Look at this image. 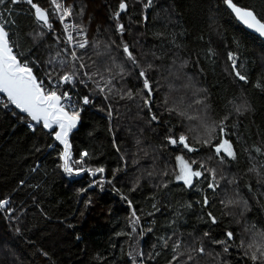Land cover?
Segmentation results:
<instances>
[{
    "label": "trees",
    "instance_id": "1",
    "mask_svg": "<svg viewBox=\"0 0 264 264\" xmlns=\"http://www.w3.org/2000/svg\"><path fill=\"white\" fill-rule=\"evenodd\" d=\"M63 1L84 68L56 33L50 0L34 3L48 12L51 31L23 0L0 5L12 8L14 50L38 79L75 73L58 95L80 103L71 168L83 173L63 170L53 133L0 106V199L10 201L13 218L0 212V264H253L252 252L264 243V42L223 0H152L149 7L126 0L118 20L120 0ZM234 2L264 17V0ZM85 39L86 48L76 46ZM141 70L153 89L148 104ZM241 105L243 114L235 112ZM180 135L196 150L169 143ZM224 140L235 158L216 154ZM178 156L202 173L191 186L176 179ZM98 168L104 171L93 175ZM229 200L235 203L226 206ZM222 240L227 251L215 243Z\"/></svg>",
    "mask_w": 264,
    "mask_h": 264
},
{
    "label": "snow or ice",
    "instance_id": "2",
    "mask_svg": "<svg viewBox=\"0 0 264 264\" xmlns=\"http://www.w3.org/2000/svg\"><path fill=\"white\" fill-rule=\"evenodd\" d=\"M21 2V0H0V5H6L8 3L16 4ZM34 9L35 19L41 23L42 26H46L50 31L52 30V25L49 23V14L48 12L41 8L37 3H34V0H23ZM224 4L228 9L231 10L233 14H235L236 18L242 22L248 29L253 30L260 37H264V17L258 16L252 9L245 8L239 6L234 0H223ZM51 3L54 5L56 11L58 13H62L60 15L61 22L64 21L65 17L71 14V9L69 7H64L62 0H51ZM152 0H147L145 7L151 6ZM128 8V4L126 0H120L118 5V10L114 12V18L117 20L120 18L122 12H125ZM9 21L0 15V94H3L7 98V101L14 105L16 109H19L22 113H26L27 116L31 118L32 121L36 122V124H41L45 129H53L58 128V131L53 133L55 139L64 145V152L62 154V159L64 160L63 170L69 174L73 172V169L70 167V145L68 142V135L70 131L76 126L77 120L79 118V112L73 111L69 113L66 110L65 104L62 103V100L68 101L71 100V97L67 92L63 93V96L58 95L57 91L51 88L45 87V81L43 79H38L36 75L33 73V69L29 66L27 62H22L19 58L22 54H17L14 51L15 42L10 38V32L7 27ZM68 26L65 25V30L67 31ZM118 30L123 33L124 25L119 24ZM38 36H42V33L37 34ZM36 37H34L35 39ZM73 37L71 34L68 36V43H72ZM88 40L85 39L83 42L78 43L76 46L84 49L88 46ZM123 52L127 55V59L132 62L133 65L137 67L138 62L133 55V53L129 50V46L127 44H123ZM72 60H80L82 57H78L75 51L70 53ZM229 59L232 60L233 69L236 67V61L233 58V54L229 53ZM85 65L83 63L80 64V68H84ZM149 68L151 65L148 66ZM236 76L241 81H246L247 77L242 75L239 71H236ZM51 74L49 73V76ZM74 74L71 75H63L61 76V81L64 83H71L74 79ZM85 75H89L85 73ZM95 75L92 73L89 75V79L91 76ZM140 77H144V88L147 90L148 98L145 99V104H148L153 92V89L150 85L149 79L146 76V70H141L139 72ZM52 81L49 80V84ZM259 86V85H257ZM103 91V88L100 89ZM131 95V93H129ZM199 102V101H198ZM9 103H4L3 106L7 108ZM83 103L88 104L90 100L87 96L83 97ZM242 109L246 110V105L237 106L235 108V112L239 114L242 113ZM174 109H170L172 111ZM183 115V113H180ZM189 119H193V117H188ZM227 117H225L226 119ZM153 120L156 119V116L153 115ZM29 127H33V125H29ZM223 127H221V131H223ZM169 143L172 145L180 144L183 145L184 148H187L189 152L194 151L196 149L192 148L188 142L187 138L184 135H180L178 140L175 138H169ZM207 143V141H206ZM221 150H224L226 156L235 158V152L233 150V146L231 142L228 140H224L223 143L219 144L215 147V152L217 155L220 154ZM257 152L261 150L259 148L255 149ZM264 154V153H262ZM83 155H87L84 153ZM223 159V158H222ZM177 161L179 162V175L176 177L177 180H182L185 185L191 186L193 177H200L202 173L200 171H193L191 165L184 160L182 156L177 157ZM76 163H83V160L76 161ZM195 163V161H193ZM203 167V165H201ZM255 171V168L250 169ZM82 170H76L77 174ZM104 171L103 168H98L94 172L95 175L97 172L102 173ZM215 180V176H213V181ZM111 183V181H109ZM210 188L215 190L218 187V184L210 183L208 185ZM127 199V197H123ZM10 201L8 199H0V211H11L8 209ZM205 203H207V199H205ZM235 203L232 200H229L226 206ZM247 202L245 201V204ZM129 206H131V201H129ZM135 216V211L132 213ZM138 222L134 221V223ZM213 222H215V218H213ZM135 230V229H133ZM207 235V234H205ZM261 238L264 239V232L261 234ZM233 239V233H227V240ZM227 240L215 241V243L225 244L226 247L224 251L228 250ZM253 245H249V248H252ZM179 248V244H175L173 246V251ZM201 254L204 253V248L201 247L198 250ZM179 255L174 256L173 260H178ZM189 260L193 259L192 256L188 257ZM251 259L253 264H264V243L260 246L256 247L252 252ZM133 264H136L135 258H133ZM187 264V262H185Z\"/></svg>",
    "mask_w": 264,
    "mask_h": 264
},
{
    "label": "rangeland",
    "instance_id": "3",
    "mask_svg": "<svg viewBox=\"0 0 264 264\" xmlns=\"http://www.w3.org/2000/svg\"><path fill=\"white\" fill-rule=\"evenodd\" d=\"M50 2H51V0H50ZM51 5H52V8H53V11L55 12L56 19H57L58 26H59V29L56 31V33L59 35V37L61 38V40L63 41V43L67 46V48L69 49L70 53L73 52V51L76 52V49H75V41H74L75 40L76 22H75V19H74L73 15L70 14V15L66 16L65 19H64V21L61 22L60 15L62 13H58L56 11L54 5L52 3H51ZM63 5L65 7V2L64 1H63ZM0 15H2L5 18V13H3V11L1 10V7H0ZM65 25L68 26L67 31L65 30ZM69 34H71V36L73 37V39H72V46H70V45L67 44V35L69 36ZM75 61H78L81 64V59L80 60H75ZM46 78L48 80H51L53 84H56V86H57V94L65 86H67V85H73V82H74V80H73L69 84L61 85L62 84L61 79L60 80H54L53 78H49V77H46ZM69 101L70 100H68L66 102L69 103ZM71 101L74 102V103H77L78 105H80V103L78 101H75L72 98H71ZM221 153L225 154L224 150H221ZM238 207L242 211V207H240V206H238Z\"/></svg>",
    "mask_w": 264,
    "mask_h": 264
},
{
    "label": "built area",
    "instance_id": "4",
    "mask_svg": "<svg viewBox=\"0 0 264 264\" xmlns=\"http://www.w3.org/2000/svg\"><path fill=\"white\" fill-rule=\"evenodd\" d=\"M1 10H2V9H1ZM2 11H3V10H2ZM3 13H5V18H6V19L10 18V14L12 13V8L9 9V10L3 11ZM6 15H7V17H6ZM8 21H9V20H8ZM8 25H9V23H8ZM8 25H7V26H8ZM67 44L70 45V46H72V43H71V44L68 43V35H67ZM43 80L45 81V87H46V88H51V89H54V90L57 91V86H56V84H53V83L49 84V80H48V79H43ZM61 82H62L61 85L69 84V83H64L63 81H61ZM4 103H9V102L7 101V99H6L5 97H3V96L0 95V106H2L3 108H5V107L3 106ZM62 103L65 104V106H66V110L69 111V112H73V111H77V112H79V111H80V105H78L77 103L72 102L71 100L69 101V103H67L65 100H62ZM11 106H12V105L9 103V106H8V107H11ZM8 107H7V108H8ZM12 107H13V106H12ZM29 125H30V124H29ZM29 125H28V126H29ZM29 128H30L32 131H34V126H33V127H29ZM0 212H2V214L4 215L6 221H8V222H12V221H13V218H12V211L5 210V211H0Z\"/></svg>",
    "mask_w": 264,
    "mask_h": 264
},
{
    "label": "water",
    "instance_id": "5",
    "mask_svg": "<svg viewBox=\"0 0 264 264\" xmlns=\"http://www.w3.org/2000/svg\"><path fill=\"white\" fill-rule=\"evenodd\" d=\"M229 11L231 12V10L229 9ZM231 14L233 15V17L235 18V20L238 22V24L240 25V26H242L247 32H249V33H251V34H253V35H255V36H257V37H259L263 42H264V37H260L257 33H255L253 30H251V29H248L242 22H240L237 18H236V16H235V14H233L232 12H231ZM34 73V72H33ZM35 75V74H34ZM1 96H3V94H0ZM3 97H5V96H3ZM6 98V97H5ZM7 99V98H6ZM13 106V108L16 110V111H18L19 113H21L22 115H24V116H26V117H28L29 119H31L29 116H27V114L26 113H22L19 109H16L15 108V106L14 105H12ZM70 113V112H69ZM34 122V121H33ZM34 123H36V122H34ZM37 125H42V123L41 124H37ZM43 126V125H42ZM79 127H80V119L78 118V120H77V123H76V126L70 131V133H69V135H68V142H69V145H70V160H69V164H70V167H71V163H72V161H73V146H72V137H73V135L79 130ZM44 128V127H43ZM45 129V128H44ZM46 131H48V132H50V133H54L55 131H58V128H53V129H51V130H49V129H45ZM59 142V141H58ZM59 144L61 145V147H62V149H63V152H64V145L63 144H61L60 142H59ZM68 175H81V174H83L82 172H79V174H77V172H72L71 174H69V173H67Z\"/></svg>",
    "mask_w": 264,
    "mask_h": 264
}]
</instances>
